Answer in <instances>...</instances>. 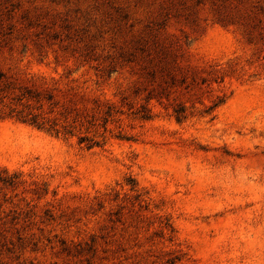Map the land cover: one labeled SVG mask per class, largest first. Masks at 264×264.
Masks as SVG:
<instances>
[{
  "label": "rangeland",
  "instance_id": "rangeland-1",
  "mask_svg": "<svg viewBox=\"0 0 264 264\" xmlns=\"http://www.w3.org/2000/svg\"><path fill=\"white\" fill-rule=\"evenodd\" d=\"M156 36L224 75L173 93L182 120L145 99ZM0 73L114 110L74 135L0 114V264H264V0H0Z\"/></svg>",
  "mask_w": 264,
  "mask_h": 264
},
{
  "label": "trees",
  "instance_id": "trees-1",
  "mask_svg": "<svg viewBox=\"0 0 264 264\" xmlns=\"http://www.w3.org/2000/svg\"><path fill=\"white\" fill-rule=\"evenodd\" d=\"M184 49L181 40H161L158 36L140 47L144 61L141 64L142 73L149 78L150 83L145 89L147 103L155 100L166 109L172 107V114L178 120L188 117L187 107L183 102L176 104L172 102L173 93L181 89H185L187 93L193 91L192 94L198 95L197 98L201 102L203 101L202 95L212 90L213 83H220L224 80V75L217 70L214 71L213 76L207 77L199 76L200 71L196 69L182 66L179 58ZM0 75L3 76L2 73ZM204 84L205 86H203ZM183 85L185 86L181 88ZM11 86L7 84L0 88V114L16 117L23 122L57 135H74L77 130H82L84 126L88 129L95 125L96 121L101 120V118L106 124L114 112L110 105L106 110H102L103 107L100 106L96 107L97 111L92 114L85 109L71 107L63 102L54 90L47 87L37 88L25 85L20 88V93L8 96L4 91L10 90ZM7 98L11 100L5 103ZM223 101L224 97L218 95L208 105V111ZM1 105L7 107L8 110L6 111ZM143 111L142 117L149 118L152 116L151 107L143 105ZM79 142L86 143L87 148L99 144V140L88 135H81Z\"/></svg>",
  "mask_w": 264,
  "mask_h": 264
}]
</instances>
